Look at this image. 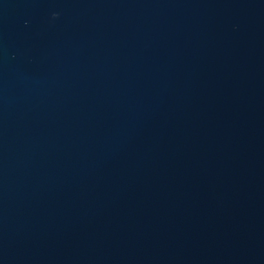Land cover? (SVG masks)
<instances>
[{"label":"water","instance_id":"1","mask_svg":"<svg viewBox=\"0 0 264 264\" xmlns=\"http://www.w3.org/2000/svg\"><path fill=\"white\" fill-rule=\"evenodd\" d=\"M0 264H264V0H0Z\"/></svg>","mask_w":264,"mask_h":264}]
</instances>
